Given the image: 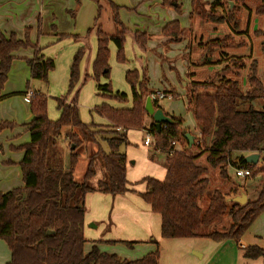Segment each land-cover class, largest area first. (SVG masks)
Masks as SVG:
<instances>
[{
	"label": "trees",
	"instance_id": "1",
	"mask_svg": "<svg viewBox=\"0 0 264 264\" xmlns=\"http://www.w3.org/2000/svg\"><path fill=\"white\" fill-rule=\"evenodd\" d=\"M222 1L227 9L226 16H216L213 12L222 5L219 1L209 4L205 0H191V13L202 21L232 22L234 27L237 26L235 15L238 6H244V0ZM258 1L254 15L264 18V0ZM173 2L174 9L178 11L176 0H163L162 5L171 7ZM229 2L233 4L231 9ZM96 4L97 16L86 32V36L94 35L96 39L92 77L107 78L110 70L109 44L116 50V60L123 63L126 37L130 36L133 43L146 52L149 36L139 31L130 33L119 19L120 8L112 2L96 0ZM105 9L109 11L115 28L113 34L105 33L98 23L100 13ZM186 33L177 21L168 23L162 29V35L170 37L173 42L181 41ZM254 34L262 38V73H258L257 60H252L246 75V90L241 89L238 80L225 78L190 84L188 108L198 131V137H194L191 146L184 140L186 131L182 128V119L172 114L164 113L170 116L172 124L161 125L159 129L152 122L145 125L149 116L144 111V103L150 92L144 70L125 73L131 94L130 108L113 109L102 104L93 109V112L111 123V127L83 124L79 118L76 93L71 99H67V95L55 99L58 118L51 121L47 116V97L40 92H33L29 100L31 120L27 124L29 143L20 146L23 157L18 164L23 187L0 193V241L9 250L8 264L159 263L158 250L139 260L126 261L100 252L96 243L88 244L83 235L86 195L98 192L115 197L128 192L126 157L119 153V148L127 145L123 133L130 128L147 131L163 155L165 151L172 150V142L184 144L183 150L171 156L164 155L166 172L162 180L149 177L142 180L145 192L140 196L151 212L160 217V238L237 242L264 211V158H261L264 154V25ZM212 43L218 46L224 42L214 40ZM231 43L224 45L228 48ZM26 48L35 49L34 57L26 62L31 80L47 82L49 72L54 69L53 61L44 59L40 50L32 46L27 38L18 40L13 34L8 38L0 35V89L6 81L12 54ZM81 56L82 51H78L70 67L69 94L78 81ZM241 61L234 60L236 68L244 66ZM96 89L102 95L113 94L109 84L97 85ZM113 96L119 101H124L126 97L120 93ZM153 105L160 108L156 102ZM6 126L9 124H1L0 129ZM63 128L71 130L67 135L69 154L66 163L59 143ZM103 129H108L114 137L105 138L108 153L103 152L96 140V134L102 133ZM194 148L199 151L197 154L190 153ZM233 154L237 156L232 158ZM250 154L259 155L255 165L243 162ZM201 157H204L203 163H200ZM82 163L84 167L80 168ZM96 166L100 167L102 177L93 187L91 182L96 175ZM237 167L247 168L251 178L263 176L262 187L256 198L246 201L244 205L228 202L229 198L243 191L241 186H235L228 193L218 189L208 192L206 204L202 207L201 203L208 191L209 172L217 171L219 177L226 180L229 177L228 169ZM77 172L79 176H76ZM226 218L229 220L227 227L221 224ZM216 227H221V230ZM124 243L132 245L136 242ZM153 243L157 245L154 240ZM87 245H90L89 251L85 250ZM242 257L248 260L264 258V249L246 247L242 250Z\"/></svg>",
	"mask_w": 264,
	"mask_h": 264
},
{
	"label": "rangeland",
	"instance_id": "2",
	"mask_svg": "<svg viewBox=\"0 0 264 264\" xmlns=\"http://www.w3.org/2000/svg\"><path fill=\"white\" fill-rule=\"evenodd\" d=\"M36 1L38 0H30L29 4L33 5ZM59 1L60 0H56L54 7L61 5ZM75 1H77V7H79L80 1L74 0V3H76ZM219 2H221L222 5L213 12L216 16H226L227 9L222 0ZM258 5V0H244V6H238L237 14L235 15L237 26L235 27L232 22L217 23L214 21H205L206 24H208V28L205 26V28L199 29L198 31L190 30L189 34H185L183 39L188 38L190 47L192 45L194 50L198 49L200 54L205 53L201 58V65L197 71V81H217L220 78L232 80L237 79L240 83L241 89L246 90L245 76L248 73V67L252 60H257L258 73L261 75L263 55L260 48V40H262V38L255 35L254 31L260 30L263 27L264 18L254 15V10ZM77 7L75 6L74 8L75 12ZM39 8L40 6L38 9ZM22 10H24V7ZM125 11L127 13H124L123 19L120 18V16L119 19L125 28L127 30L129 29L128 31L130 33H134L136 27L141 28L145 25L150 26V22L148 24L145 18H139L136 11L134 12V9L127 8ZM75 12L65 10L64 14L66 15L61 14L53 19L46 18L42 22L37 13L34 17V21L36 20V28L35 24L34 26L20 28L17 19L15 22L10 19H4V24L13 25V28H11L9 33H12L18 40H24L27 38L32 46L34 45L40 50V53L42 52L45 57L54 60L55 67L49 72L47 82L43 83L31 80L30 73L27 69L26 59L19 58L20 60H18V62H21V64L16 63L13 66L11 62L6 81L0 89V95L5 89L12 92H28L31 90L33 92H40L47 97V116L49 120L51 119V121H54L58 118L55 99L66 95L67 99H71L76 93L79 118L81 122L85 120L84 122H87L86 124H90L93 120L95 121L96 118H103L98 114L91 112V109H93L94 106L105 104L113 109H118L119 107L126 108L131 105L130 88L125 81V73L129 69L132 70V67H138V61H144L146 57L145 54L148 52H143L133 43L131 38H126L123 46L125 61L119 63L116 60V50L114 46L109 44V76L107 78L92 77L91 55L95 52V43H89V40L92 37L95 39V36H86V32L91 27L86 30L83 36H80L84 37L82 39H79V36H71L66 33L72 27ZM132 12H134V14H129ZM179 15L176 14L180 28L186 27L189 24L188 18L186 17L183 19V17ZM96 16L97 11L95 18ZM98 23L103 26L102 30L105 33H115V28L110 20L109 11L107 9L100 13ZM185 23H187L186 26H184ZM187 28L190 29V26ZM211 28H214V32L219 35L216 37V40H223V45L216 46V44L212 43L214 40H211L212 37H208L210 31H213ZM140 30L141 32H144L143 29ZM145 32L148 33L146 30ZM0 35L3 36L1 33ZM234 36L238 37L237 41H234ZM225 37H229L230 39L224 40ZM231 41L233 44L231 43L230 46L226 48L224 44H229ZM235 43L237 45H234ZM164 47L165 46H163V48ZM242 47H245V50H243ZM28 49L33 50L35 54V49L33 48L19 49L16 52ZM164 49L165 52L169 51L168 53L170 55L164 54L161 50H154L153 52L156 58L154 62L158 65L154 66L152 64L155 68L157 77V81H153V83L155 86L158 85L157 87H160L159 89L163 91L170 90L169 85L178 90L179 86L183 87L185 83V80H182V76H184L183 68H180L179 64V59L182 57V54H180L177 46H174L173 48L166 46ZM193 49L191 55H189L192 60L196 53ZM233 50L235 53L231 52ZM78 51H82V56L78 65V81L73 91L69 94L68 85L70 67L73 58ZM231 56L233 57L228 61V57L230 58ZM236 59H242L241 62L244 63V66L241 69L235 67L234 60ZM168 73L171 74V76H168ZM85 75H88V77H85ZM105 84H109L112 89V96L102 95L96 91V85ZM117 92L126 95L124 101H119L114 98L113 95ZM15 98L16 99H13L11 102H6L0 106V114H10L14 109L22 108L21 99L19 97ZM25 98L28 101L30 100L26 96ZM161 102L160 103L165 110L172 109L185 118V122H182V127L191 126L193 124L190 112L188 111V115L185 114L186 110L184 104L180 100H163ZM28 111L30 112L29 104ZM103 119L106 120L105 118ZM24 123L25 122H23V124ZM1 124L7 125L8 123L1 122ZM16 124L19 123L16 122ZM110 125L112 124L110 123ZM7 129L8 128L5 127L0 129V159L2 158V154H5L7 150L14 153L21 152L20 146L10 148L5 145L6 138L5 136H1V133L8 131ZM65 129L68 130V128ZM107 130L108 129H103L102 133L96 134V140L105 153L109 152L108 143L105 138H114L112 133ZM186 133L195 136L190 132ZM125 134L127 145L120 146L119 153H123L127 159L125 166L127 170L126 180L128 183V192L115 197L103 195L98 192L86 195L87 200L84 204L86 215L85 220L88 222L87 226H90L91 228L87 229L86 240L88 241V244L95 242L100 252L108 255H115L119 259L126 261L139 260L149 253L158 250L159 261L161 256V264H264V258L262 257L256 260L244 259L242 253L237 250V242L233 240L215 242L204 238L170 239L166 242L171 243H163V245H155L151 241L141 243L136 242L132 245H126L123 241L132 242L133 238L131 237L141 235L143 230L146 231L151 228V226H148V221L145 218L146 211L144 210H146L147 205L140 196L145 192V185L142 183V180L147 177L156 180L163 179L162 172L157 166L152 164L150 155L154 154L159 160H162L163 156L151 153L143 147L142 139L145 135L143 130L130 128ZM68 144L69 143L66 142V145L62 148L63 157L66 159L69 154ZM181 149H184V144L181 145ZM198 152L199 151L196 148L190 151V153L194 154H197ZM232 156V158H234L237 155L233 154ZM261 158H264L263 154L261 155ZM203 159L204 157H201L200 163H203ZM80 165V168L84 167V163ZM228 171L229 177L226 180L221 179L217 171L209 172L207 175L209 186L201 203L202 207L206 204L207 197L209 196L208 192L217 189L224 193H228L229 190H232L235 186H241L243 192L247 196V201H252L256 198L258 191L262 187V176L257 175L254 178L238 179L233 176L234 171L232 168L228 169ZM79 175L80 173L77 172L76 176ZM101 177L102 171L99 166H96V175L91 182L93 187L96 186L97 181L100 180ZM221 224L227 227L229 225V220L226 218ZM215 229L221 230V227H216ZM116 239L119 241H116ZM111 240L112 242H105ZM193 252L196 254H193Z\"/></svg>",
	"mask_w": 264,
	"mask_h": 264
},
{
	"label": "crops",
	"instance_id": "3",
	"mask_svg": "<svg viewBox=\"0 0 264 264\" xmlns=\"http://www.w3.org/2000/svg\"><path fill=\"white\" fill-rule=\"evenodd\" d=\"M30 0H0V33L3 34L5 38H8L12 33H9L11 28H13V25H6L4 24V19H10L11 21L19 22L20 28L25 26H34L36 28V20L34 21V17L38 13L41 22L44 21L46 18L53 19L57 16H60L61 14H64L65 10L75 12L74 8L77 7V1L74 3V0H60V6L54 7V4L56 3V0H38L34 2L33 5L29 4ZM80 5L76 8V12L73 19L72 27L69 31L66 33L71 36H79V39H82L87 29L92 27L93 21L95 19L96 11H97V5L96 0H79ZM118 6L120 8L119 10V16L123 19L124 13H127L125 10L128 9H134V12L136 11V14L139 18H145L150 26H143V27H136V31L141 32L140 29H143V33H146L149 36V41L147 43V51L148 53L145 54L144 61H138V67H132V70H144L147 73L148 78V93L153 91H160L163 93L171 94L174 96V100H180L184 104L185 108V114L188 115V89L192 82H199L196 80L198 75V69L200 68L201 58L205 53L200 54L198 49H193L192 45L189 46V40L182 39L179 42H173L170 37H164L162 35V29L165 25L168 23H171L173 21H177L176 14L183 17L185 19L188 18L189 24L185 23L182 29H185L187 33L189 34V31H198L199 29L205 28V26L208 28V24L204 21H199L200 19L192 15L191 10V0H176V4L178 5V11L174 9L175 3L173 2L171 7L164 6L163 0H108ZM209 4L214 3L216 1L220 0H205ZM221 3V2H220ZM40 8L38 9V7ZM24 7V10L22 8ZM134 12L129 14H134ZM21 14V15H20ZM66 15V14H64ZM22 16V17H21ZM71 16V15H69ZM20 18V20H19ZM22 18V19H21ZM199 19V20H198ZM38 23V22H37ZM152 24V25H151ZM190 26V29L187 27ZM41 27V25H40ZM103 27V26H102ZM214 28H211L213 30ZM129 30V29H128ZM219 35L213 31H210L209 38L212 37L211 40H216ZM234 41H237L238 37L234 36ZM127 39H130V36L126 37ZM89 43H95V52H96V39L93 37L90 38ZM193 44V43H192ZM168 46L169 48H173L174 46H177L179 48L180 54H182V57L179 59L180 68H183V75L182 80H185L184 86L178 88V90L174 89L172 86L169 85L170 90L163 91L160 90V87L155 86L153 81H157L156 72L154 66H158L154 61L156 60L154 56V50H161L164 52V54L170 55L168 52H165V47ZM162 48V49H161ZM192 49L196 52L195 57L192 60L189 55H191ZM243 50H245V47H242ZM92 50V49H91ZM241 50V49H239ZM95 52L91 55V60L93 62ZM233 53V51H231ZM202 53V52H201ZM40 55L44 59H50L49 57H45L42 52ZM188 55V57H187ZM13 60H12V66L14 64H21V62H18L20 60L19 58H23L26 60H30L34 57V51L31 49L28 50H20L18 52H14L12 54ZM185 59H184V58ZM228 57V61L232 58ZM187 60V62H186ZM54 63V60H52ZM26 64V63H25ZM152 64L154 66H152ZM174 65V64H172ZM21 67V66H20ZM55 67V64H54ZM129 67V66H128ZM28 72L30 73V69L27 65ZM128 71H131L129 69ZM168 76H171V74L168 73ZM246 77V76H245ZM164 78V77H163ZM237 80V79H235ZM160 82V81H159ZM166 85V84H165ZM164 85V86H165ZM247 86V83H246ZM97 88V85L95 86V89ZM162 88V87H161ZM97 91V89H96ZM36 92V91H34ZM25 91H8L4 90L2 94L0 95V106L5 104L6 102H11L13 99H16L15 97H19L21 99V109H14L12 113L10 114H0V124L1 122H7L9 126L5 127L8 128V131H4L1 133V136H5V145L9 146L10 148L23 146L27 143H29V133L27 131V124L31 120V114L28 111V104L29 101L25 98ZM118 93V92H117ZM124 94V93H120ZM162 103V102H161ZM159 103V107L163 110L166 114H172L177 118L182 119V122H185V118L179 113L177 114L172 109L165 110L163 105ZM97 106H94V108ZM130 106H127V109L130 108ZM168 107V106H167ZM166 107V108H167ZM93 108V109H94ZM93 109H91V112H93ZM118 109H122V107H119ZM57 111V110H56ZM190 112V111H189ZM95 114V112H93ZM58 114V111H57ZM191 114V113H190ZM21 116V117H20ZM192 116V115H191ZM99 117V116H98ZM49 119V118H48ZM51 120V119H50ZM193 120V117H192ZM53 121V120H52ZM85 120H83L84 122ZM18 122L19 124H16ZM23 122H25L23 124ZM82 122V123H83ZM152 122L151 118L147 117L145 120V125L148 126ZM15 123V124H12ZM87 122H84L86 124ZM90 124H94L96 126H102V127H111L110 123H108L103 118L95 119ZM88 125V124H87ZM183 130L186 132H190L194 134L193 137H198V131L196 129L195 123L193 121V124L191 126L182 127ZM71 132V130L68 128L66 130L63 128L60 133L59 143L62 148L66 145V142H68L67 135ZM143 132H145L143 130ZM126 135V134H125ZM8 137V138H7ZM105 138V137H104ZM144 147V146H143ZM151 153H155L156 155H162L163 159L159 160L154 154L150 155V159L153 165L157 166L159 170L163 174V178L165 176V156L163 154L156 153L153 148L151 147H144ZM181 148V145H180ZM149 152V153H150ZM264 156V154H263ZM23 152L20 153H14L10 152V150H7L5 154H2V158L0 159V193L5 194L13 189L16 188H22V174L20 167L18 166L19 162L22 160ZM126 157V156H125ZM64 158V157H63ZM66 158H64V163H66ZM127 163V159H126ZM127 172V170H126ZM127 178V173H126ZM151 178V177H150ZM263 180V176H262ZM89 195V194H88ZM91 195V194H90ZM93 195V194H92ZM87 196L85 197L84 204L86 203ZM147 205V204H146ZM145 212V218L148 221V226H151L148 230H143L141 235H137L133 238L132 242H153L156 241L157 244L163 243H171L166 242L170 239H161L160 238V217L156 214H153L150 210V207L147 205V208ZM84 215V229H83V235L84 238L87 239V229H91L90 226L88 227V222L85 220ZM116 241H119L116 239ZM105 242H112L111 241H105ZM128 242V241H123ZM237 250L242 253V250L249 246H256L259 248L264 249V211L253 221V223L249 226V228L246 230V232L242 235V237L237 241ZM90 245H87L85 250L89 251ZM193 254H196L193 252ZM10 260V253L4 242L0 241V264H8ZM158 264H161V256L160 261Z\"/></svg>",
	"mask_w": 264,
	"mask_h": 264
},
{
	"label": "water",
	"instance_id": "4",
	"mask_svg": "<svg viewBox=\"0 0 264 264\" xmlns=\"http://www.w3.org/2000/svg\"><path fill=\"white\" fill-rule=\"evenodd\" d=\"M232 3L229 2V8H232ZM144 111L151 118L152 124L156 129H159L161 125L172 124L170 116L164 114L163 110L160 108H155L153 102L149 97L145 99ZM184 140L187 141L188 145L191 146L194 142V137L188 133L184 135ZM259 160L258 154H250L243 159L244 163L255 165ZM228 202L237 203L239 205H244L247 201L246 194L241 190L238 195L233 196L227 200ZM51 233V232H48Z\"/></svg>",
	"mask_w": 264,
	"mask_h": 264
},
{
	"label": "built area",
	"instance_id": "5",
	"mask_svg": "<svg viewBox=\"0 0 264 264\" xmlns=\"http://www.w3.org/2000/svg\"><path fill=\"white\" fill-rule=\"evenodd\" d=\"M25 96L30 99L33 96V91L31 90V91L26 92ZM148 97L151 99V101L153 103L156 102L157 104H159L163 100H170L171 101L174 99L171 94L163 93L160 91L150 92ZM117 130L124 132L121 129H117ZM144 133H145V135L142 139V145L144 147H151V148H153V150H155L156 153L162 154L161 150L158 147H156L154 140H153V137L147 131H145ZM123 134H125V133H123ZM171 145H172V150L165 151L164 155L171 156L174 152H179L182 150L180 148V145L178 142H172ZM232 170L234 171L233 176L238 178V179H248L251 177V173L247 168L237 167V168H233Z\"/></svg>",
	"mask_w": 264,
	"mask_h": 264
}]
</instances>
